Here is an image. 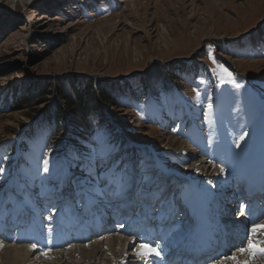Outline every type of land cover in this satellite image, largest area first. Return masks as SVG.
<instances>
[{"label": "rangeland", "instance_id": "obj_1", "mask_svg": "<svg viewBox=\"0 0 264 264\" xmlns=\"http://www.w3.org/2000/svg\"><path fill=\"white\" fill-rule=\"evenodd\" d=\"M22 4L0 0V105L9 104L12 88L19 86L21 93H14L21 101L17 106H0L4 212L10 200L48 195V180L54 184L65 167L79 169L85 161L97 163V172L121 165V182L132 170L141 174L144 165L156 169L158 163L176 174L193 172L187 176L197 181L209 175L212 169L206 173L189 167L191 160L184 158L191 155L220 172L229 146L221 122H235L241 111L247 112V122L236 145L243 141L241 136L264 138V0H23ZM162 30L167 33L166 45L159 39ZM157 69L163 78L142 88L143 76L148 78ZM65 78L91 80L96 96L101 97L100 86L112 103L99 102L102 125L97 134L72 148L49 136L51 127L31 108L36 102H28L40 89L33 84L43 89L51 83L47 96L51 99L60 89L55 82ZM7 93L5 103L2 97ZM179 100L184 103H176ZM152 111H161V118L154 119ZM189 127L205 147L221 139L217 158L200 152L199 144L184 134ZM224 129L227 133L229 125ZM165 139L178 143L171 145ZM206 182L218 184L214 179ZM46 210L48 206L40 213L42 219L50 218ZM0 221L3 224L4 217Z\"/></svg>", "mask_w": 264, "mask_h": 264}, {"label": "bare ground", "instance_id": "obj_2", "mask_svg": "<svg viewBox=\"0 0 264 264\" xmlns=\"http://www.w3.org/2000/svg\"><path fill=\"white\" fill-rule=\"evenodd\" d=\"M10 1L13 2L14 0H10ZM17 2H20L22 4L23 0H16V3ZM165 34L167 33L164 30H162V33L159 36V39H161L162 42L164 43V44L162 43L163 45H166L167 43V40L164 37ZM176 103L180 104L182 103V100H179ZM153 113L154 114L152 115L154 119L157 120L161 118L160 115L157 114V112L154 111ZM246 122H247V112L245 111L240 112V114L238 115V119L235 122H231L228 120H224L221 122L220 126L222 133L224 135L225 140L228 141L229 144L224 155L225 158L230 157L226 162H223L225 158H222L223 160H221V164L222 163L224 164L222 166L219 165V167L223 169V172L221 171L219 172L215 170L212 167V165L209 164L210 162H207V164H204L202 161L196 162L193 157L194 155L184 158L185 160L187 159L191 160V165L189 167L194 168L196 172L197 171L204 172L205 170V172L208 173V170L210 169L212 170L209 175L205 174L204 176H201V178L198 181L194 180L191 176H187L190 174H194L193 172L184 175L177 174L176 178L181 183L184 182L185 184L181 185L183 187L178 195L173 194V197L171 198V202L174 204L179 201V203L185 210L183 213L184 215L182 217L180 216H178L177 218L174 217V214L176 213L170 216V211L174 207L167 206L166 210L165 208L160 209L155 213V215L158 216L159 218H165L164 220L165 224L159 227L158 225L157 226L154 225L155 227L154 232L152 231V227L150 225L141 228L142 224L134 227L130 231L129 229L125 228L127 221L118 220V224L120 225L118 227L119 228L118 232H120L118 236L115 235L111 237L106 236V238L98 239L91 242H86L78 245L72 244L68 246L66 249L62 250L61 246H64L69 242H71L70 236L76 235V234H69L68 232L71 228L75 226L73 217L69 219L70 224H68L67 222L66 229L61 227L62 224L64 223V218L62 217V215H58L56 218H53V214H49L48 216L50 218L45 217L44 219H42L40 213H44V210L47 206L44 205L43 210L38 209V207L36 206V200H38V198L36 199L33 198L30 203L31 213L28 218L29 220L28 224H26V221L22 220V218L20 217L19 220L16 219H13L12 221L10 220L8 223L9 225L4 229L3 227L4 222L2 224V221H0V264H124V263L133 264L137 262L136 253L138 251H142L141 245H144V242L142 241V237H144L145 235L147 236V240L149 239L148 237L150 236V234L154 235V248L161 254L163 252V249H165L162 246L174 240L173 239L174 237L179 239L183 238L184 231L182 228L186 224L190 223V227L202 225L209 233H211L213 225L211 223L209 224L201 223V217L204 216V208L205 207L210 208L212 211H215L216 213L221 212L223 213L222 215L223 217H227L225 214L228 213V210L225 211L222 210L220 208L222 203H219L218 205V202L216 203L215 200L218 199V196L223 188H226L224 190L226 191V193H224L225 197H223L224 195L221 196V198L219 199L220 202H222V198H224L225 203H227V205L229 204L228 206L230 207L232 206V203H234L236 200H239L240 199L239 193L238 192L234 193L233 185L237 183L240 177L244 176L248 167L252 165L253 159L264 155V138H255L252 140H246L244 138L241 144L236 145L235 138L239 139L240 131L244 130ZM227 124L229 125V130L226 133L224 126ZM174 126L175 125L173 124L172 127ZM180 131L182 130L180 129ZM185 133L187 134L189 133L191 135L190 139H192L193 141L199 144L200 152L203 153L204 156H207L210 159L212 155H215L217 158L218 152L220 151V149H222L221 147H219L221 139L217 138V140L212 141L214 146L205 147L200 143V139L197 136H192L194 134V130L192 127H189L187 131L184 132V134ZM166 141L171 145L178 143L174 140L169 141L167 139ZM183 153L179 155H183ZM220 156L221 155H219V157ZM233 158L236 159L237 161L236 163H232ZM204 165L208 166L207 170H206V166L203 167ZM216 165L218 166V164ZM157 169H162V165L160 163L157 164ZM233 169L235 172H230V174H228V171ZM250 170L254 171L255 169L251 168ZM168 172L170 171H165V173L167 174ZM172 173L175 172L172 171ZM130 179L132 180V182H135L134 178L131 177ZM212 179L218 181L216 187H214L215 183L212 186L211 184H208L206 182ZM35 182L37 181H33V183ZM121 183H122L121 181L118 182V187L120 185L122 186ZM123 185L125 186V183H123ZM229 190L232 191L228 193L227 191ZM67 194L70 195V193ZM40 195L46 196L47 193L42 192L40 193ZM85 196L86 195H84V197ZM87 196H89V193L87 194ZM259 196H260L259 194L255 195L253 206L250 208L251 212L256 211L255 202H258L257 198ZM162 197L159 200L162 201L163 204L166 195H163ZM42 199H47V197H42ZM120 199L121 198H119V200ZM243 199L247 200V198H243ZM7 204H9V208H8L9 215L16 211V206L19 207L18 209L19 212H17L18 215H24V214L28 215L29 213V211H27V209L25 208V205H27L26 203H19L18 205L15 206L13 205V201H11L10 203ZM98 207L100 206L98 205ZM164 210H165V214H163ZM2 217H5V214H4V208L0 205V219ZM53 219H55V221H53ZM21 220L24 221L23 225L21 224L22 223ZM43 220H46V223H44ZM223 221L224 219L214 218L213 224L217 225L218 230H222V232H233V235H235L234 230H236L237 227L247 228L248 230L251 231L254 224L264 225V218L261 219V217H258L255 219L254 217H251L249 214H246L242 218V220L229 219L228 224ZM44 224L47 225L43 227ZM133 225H136V223H134ZM69 226H71V228H69ZM45 229H47V232L43 233V230ZM72 230L75 231V233L82 235L83 240L86 238V235L88 234V229L85 226L78 227L77 230L74 229ZM255 237L256 238L254 241L256 242L264 241V233L262 232H257L255 234ZM159 243L160 245L158 246ZM33 244L36 245V247L35 249L30 250ZM257 247L264 248V243H257ZM31 254L35 255L32 259H30ZM236 256L239 260H250L251 264H264V255L249 256L248 254L245 253V254H241L240 256L239 255ZM166 259L169 258L166 257ZM203 259L206 260L205 264H214V261H216L214 257L210 258V256H205ZM166 263H168V261H166ZM225 264H233V261L227 260L225 261Z\"/></svg>", "mask_w": 264, "mask_h": 264}, {"label": "trees", "instance_id": "obj_3", "mask_svg": "<svg viewBox=\"0 0 264 264\" xmlns=\"http://www.w3.org/2000/svg\"><path fill=\"white\" fill-rule=\"evenodd\" d=\"M157 71L158 69L148 78L145 75L143 76V88L147 87L150 80L163 78L164 74ZM59 81L60 82H55V84L60 85V89L56 96L53 97V95H51V99H47V96H50L51 83L46 85L48 87H44L43 89L42 86L33 84V86L35 85L40 89L32 94V100L28 102H36V104L31 107L32 109H36L33 110V113L37 112L38 115H40V113L42 114L41 121L51 127L49 130V136L53 139L57 137V141L61 140L57 144L62 145V143H64L66 146L82 144L88 138L93 137L97 133L98 128L102 125L100 123L99 115H97V110H100L99 102L103 103L108 101L109 103L107 105H109L111 100L108 98L106 90L102 92L100 86L99 91L101 97L96 96V93L91 89V80H86V78H65ZM16 87L17 89L12 88L9 92L13 95L10 101H8L9 104L6 103L8 99L7 95H9V93L2 97L6 103L4 104L1 102L0 106L2 108L6 109L7 105L14 107V105L17 106L21 103V101L16 100L18 97H15L14 95V93H17V95L21 94L20 91H18L20 87ZM27 103H22V105ZM53 105L56 107H53ZM39 106H42V109L39 110ZM51 108H56V110L51 111ZM62 111H71V114L66 116L61 114ZM78 111H81V114H77ZM92 111H96V113H92ZM43 130H47L48 132V128ZM26 136L29 137V135ZM28 140H32V138L30 139L29 137ZM22 148L24 149L23 146ZM23 151L24 150H21V153Z\"/></svg>", "mask_w": 264, "mask_h": 264}, {"label": "snow or ice", "instance_id": "obj_4", "mask_svg": "<svg viewBox=\"0 0 264 264\" xmlns=\"http://www.w3.org/2000/svg\"><path fill=\"white\" fill-rule=\"evenodd\" d=\"M211 59V55L209 56ZM225 72L227 71L226 69L224 70ZM229 77H231V73H227ZM209 108H211V105H209ZM241 140L244 139V136L240 137ZM47 171V169H45ZM223 171V169H221ZM253 234H256L257 232H262L264 233V225H259V224H254L252 229H251ZM257 243H264V241L261 242H256L251 239L247 241V247L243 246V241H241V247L239 248V253L240 254H248L249 256H255V255H264V248L257 247ZM36 245H32L31 249H35ZM142 251H138L136 255L141 256L142 258H147L149 255H157L159 256V252L152 247H148L146 245H141ZM46 255V253H45ZM231 260L233 261V264H251L250 260H239L236 256L235 253L232 255H225L222 259L214 261V264H225V261Z\"/></svg>", "mask_w": 264, "mask_h": 264}]
</instances>
